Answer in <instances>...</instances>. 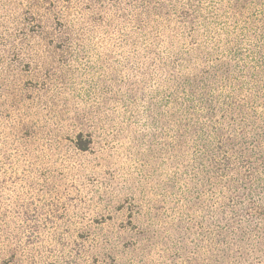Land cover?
Masks as SVG:
<instances>
[{"label": "rangeland", "instance_id": "374dc122", "mask_svg": "<svg viewBox=\"0 0 264 264\" xmlns=\"http://www.w3.org/2000/svg\"><path fill=\"white\" fill-rule=\"evenodd\" d=\"M263 123L264 0H0V264H264L203 152Z\"/></svg>", "mask_w": 264, "mask_h": 264}, {"label": "trees", "instance_id": "16d2710c", "mask_svg": "<svg viewBox=\"0 0 264 264\" xmlns=\"http://www.w3.org/2000/svg\"><path fill=\"white\" fill-rule=\"evenodd\" d=\"M235 64V62L231 61L223 62L220 64L224 67L220 68L221 71H219V68H215L213 70L198 72L197 75L199 76L196 78L199 80V86L202 85V87L213 88L214 86L224 85L222 82L227 78L229 71L234 69ZM191 81L194 82L193 79L185 80L183 78L178 84H191ZM193 84L198 86L196 83ZM212 97L214 104L209 106V111L216 112V110L219 109L222 112L223 119L228 118L227 113L228 115H233V103L229 100V95L212 94ZM171 103H174L173 109L177 108V110L181 111L178 116L173 115L174 112L171 115L170 126L172 130L181 131L186 128H193L196 124L192 116H185L182 102L172 101ZM259 127L261 131L253 133L242 130L239 142H235L236 145H229V149L223 140H219L215 148H210L208 138L204 140L206 146L203 148V152L208 155L209 163H211V171L219 177H221V175L225 176L226 171L228 173L230 183L225 186L224 191L227 192L232 190L233 193L225 197V204H227L226 207L230 209L231 218H234V220L240 219V216L242 217L238 207L243 206L244 202H242V200L244 198H248L249 203L251 205L254 203L255 205V200L260 197V190L262 187L259 179L260 176H257V165L260 164L264 171V123ZM176 134L182 138L185 137L182 133L177 132ZM203 135L204 134L201 133V137H203ZM90 143L91 139L87 141V144L76 145L79 149L86 150ZM202 158H204L203 155ZM229 219L230 218H227L226 220L229 221Z\"/></svg>", "mask_w": 264, "mask_h": 264}]
</instances>
